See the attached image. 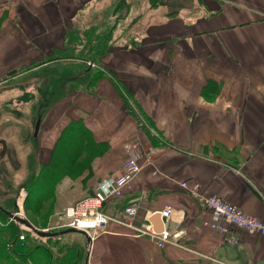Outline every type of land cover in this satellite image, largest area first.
<instances>
[{"label": "crops", "instance_id": "crops-1", "mask_svg": "<svg viewBox=\"0 0 264 264\" xmlns=\"http://www.w3.org/2000/svg\"><path fill=\"white\" fill-rule=\"evenodd\" d=\"M105 27L110 47L92 73L55 68L53 49L74 43L67 30ZM32 63L30 72L5 79ZM11 116L25 127L40 117L41 163L68 124L87 128L83 143L97 151L80 173L89 177L87 193L98 179L120 173L140 142L139 172L103 211L116 215L135 202L134 227L142 228L171 205L174 214H159L156 230L181 229L183 246H158L110 220L93 230L88 264H264V234L213 230L205 223L211 210L180 185L198 182L201 196L264 215V0H0V126ZM6 143L21 158V139L0 130V160ZM11 170L10 184L0 177V193L21 175ZM4 199L0 206L10 210L14 198L9 205Z\"/></svg>", "mask_w": 264, "mask_h": 264}, {"label": "rangeland", "instance_id": "rangeland-1", "mask_svg": "<svg viewBox=\"0 0 264 264\" xmlns=\"http://www.w3.org/2000/svg\"><path fill=\"white\" fill-rule=\"evenodd\" d=\"M78 2V0H77ZM78 4V3H77ZM124 5H121L123 7ZM109 29V27H105L100 31V33L104 37V33ZM86 31L84 30L80 35L77 33H74L72 31L67 30L65 33V36L67 38H71L74 40V43L70 46L63 45L62 49L55 48L52 51L53 56V64L56 65L55 68H62L63 73L68 74L69 72L73 71L74 69H83L79 70L85 75H89V73H92V70L97 67V63H100V58L103 57L104 54H106V51L109 49V39L107 41L103 42L104 44V51L101 55L95 56L91 58L90 56H93L95 53L91 49L93 48V45L96 42L93 40V37L90 39L86 37ZM94 32L91 31V35ZM97 34V32H96ZM94 35V34H93ZM92 35V36H93ZM68 43V42H66ZM81 43L82 45H76ZM101 44V43H100ZM84 45V46H83ZM97 54V53H96ZM64 57H74V60L78 62V65L72 64V59L70 58H64ZM68 59V60H65ZM95 59V60H94ZM89 62H96L95 66L92 67ZM58 63H60L58 65ZM35 64H28L25 67H22L20 69L12 68L8 73L5 79L14 80V76H21L24 75L26 72H30L32 69L31 67ZM90 67V69H88ZM15 76V77H16ZM8 82V81H7ZM11 122V124H9ZM18 123V124H17ZM19 122L15 121L14 118L11 116L8 119H6L5 123H2L0 126V130L5 131L7 134V137L12 138H20L22 142V153L21 158L18 157V154L16 153V157H14L15 153V144L14 143H6V158L0 160V170L2 171L4 184L8 185L11 182L12 174H10L13 170L12 167L15 166L19 169H21V177L16 181V185L13 187L11 191L6 193L5 191H2L0 194V197L4 196V200L7 203V205L11 204L12 199L16 202L17 196L19 195V192L23 189L24 195L21 198L22 202V208H23V215H19L20 217L30 219L31 221L35 222L37 225H47L46 227H42L45 231H57L60 230L61 227H58L59 222L64 217V208L76 203L77 201L83 199L85 196L92 194V192H85V189H87V181L89 179L88 176L84 177L81 176L80 173L83 171L84 167H86L89 163L93 161V158L96 154V148H93V145L88 142H78L77 140H71V137L69 138V142H64L63 144L60 143L57 145V149L54 151L53 157L56 155L58 156L61 151H64L65 155H67V158H69L70 161L73 160V162L69 164L68 167V160H66L67 163V172L66 175H63L61 172L56 173L57 171L54 170V166L57 165L56 160H50L47 162L49 163L51 168L52 174H49V167L44 170V172H41L39 174V169L42 168V166L46 165V163H41L35 156V149H36V139L37 137H34L33 134V127H31V124H28L27 127H25L24 123L20 124ZM75 129V128H74ZM76 134V133H75ZM73 135V134H72ZM71 135V136H72ZM138 140H135V146H140V142ZM87 154V159H81L80 156H84ZM20 158V159H19ZM54 159V158H52ZM53 163V164H52ZM87 163V164H86ZM86 164V165H85ZM11 166L9 169H6ZM48 165V166H49ZM43 169V168H42ZM0 171V172H1ZM156 171V170H155ZM8 172V174H7ZM5 173V174H4ZM110 175V174H109ZM108 176V175H107ZM106 176V177H107ZM38 177V178H37ZM29 178H32L34 180H37L29 186V189L24 187L25 181H27ZM101 179H98L97 182H99ZM80 182H82L80 184ZM1 183V181H0ZM30 183V182H29ZM93 186V187H94ZM39 187L41 190H39ZM94 190V188H93ZM44 193V194H41ZM121 194V191L119 192V196ZM41 195H44L41 197ZM41 197V198H40ZM37 198V203H35V199ZM138 206V205H137ZM104 208V207H103ZM14 209V206L10 208L12 211ZM103 210V209H102ZM138 213L136 214V217L132 220V225L129 227H134V220H136ZM29 220V221H30ZM7 223H13L15 224L21 231H23L20 240H23V245L28 246L31 244L32 240L34 241V244H46L48 248L52 247V259L48 262V264H83L84 259L86 258V255L88 253L87 247H86V239L84 236H82L79 233L75 232H68L61 235H54L49 236L47 240L44 241V239H40V235L33 233L30 231L29 227L25 223H19L16 222L14 219H10V217L6 214L4 217L0 218V253L5 254L9 260V264H21L22 262L18 260L17 258L14 260L12 257L8 255V249L10 246H12L11 242L7 238L5 234V227ZM44 225V226H45ZM98 227H93V230ZM63 229V228H62ZM92 229V228H90ZM92 232V230H91ZM29 241V243L27 242ZM38 243H37V242ZM42 241V242H41ZM20 247H23L22 245H19ZM30 246V245H29ZM28 246V247H29ZM21 251H25V249H21ZM44 251V250H43ZM7 253V254H6ZM3 256V258L5 257ZM46 254L42 252H33L32 259L33 264H43V259ZM65 257H69L68 262H64L63 259ZM0 260L2 261V258L0 257ZM63 261V262H62ZM88 261V260H87ZM24 262L27 264V259L24 260ZM29 263V262H28ZM87 264V262H86Z\"/></svg>", "mask_w": 264, "mask_h": 264}, {"label": "built area", "instance_id": "built-area-1", "mask_svg": "<svg viewBox=\"0 0 264 264\" xmlns=\"http://www.w3.org/2000/svg\"><path fill=\"white\" fill-rule=\"evenodd\" d=\"M88 64L92 67L95 66V62H89ZM136 147L137 146H135V144L130 146L128 155L121 163L120 173L110 174L107 177H104L95 184L92 194L87 195L76 203L64 208V217L59 222L58 227H76L75 222L77 223L79 219L87 217H92L99 221L97 226L104 225L110 220L121 222L127 226L132 225V220L138 213L137 203L132 202L120 210L116 215L106 213L102 209L105 203L110 198L118 195L122 188L128 185L131 179L139 172L141 166L137 158L138 156L136 150H134ZM180 185L187 189L192 196L200 197L203 200V203L211 210L210 220L205 223L213 230L225 236L226 233L233 235L231 230L235 228H244L249 232L264 234V215L261 217L249 215L237 205L216 195L201 196L198 192V182H193L189 185L186 180H181ZM12 212L13 214L19 216V210L16 206ZM159 212L163 217L168 218L172 216L175 211L171 205H165L161 210H159ZM10 219L12 218L10 217ZM136 229L138 232H144L152 237L158 246H162L165 242L183 246L177 240L178 236L182 233L181 229L175 231L162 229L158 231L155 230L149 222H147L144 227ZM22 232L23 231L20 230L18 234L19 238H22ZM39 237L41 240L44 239L45 241V237ZM230 241L233 242L234 239Z\"/></svg>", "mask_w": 264, "mask_h": 264}, {"label": "trees", "instance_id": "trees-1", "mask_svg": "<svg viewBox=\"0 0 264 264\" xmlns=\"http://www.w3.org/2000/svg\"><path fill=\"white\" fill-rule=\"evenodd\" d=\"M91 31L94 32L92 29H88V30H86V33L85 34H86V37L87 38H88V36H89L90 39L93 37V40L96 41V42H94L95 44L93 45V48H91L94 51V53H95L93 56H90L91 58H93L96 55L97 56L101 55V53L104 54L103 53V51H104V44H103V42L107 41V39L111 36V32L108 29L104 33V37H103V35L100 32H98L97 34L94 32L93 33L94 35L92 34L93 35L92 36L91 35ZM88 135L89 134H88L87 128L84 127L82 125V123H80V122H72V123L68 124L61 131L59 137L57 138V140H56V142H55V144L53 146V150H52V154H51V158H50V162H51V160H56V163H57V165L54 166V170L53 171H57L56 173H60L61 172L63 175H66V172H67V163H68V167H69L70 162L71 163L73 162V160L70 161L69 158H67V155H65L64 151H61L62 153H60L58 156L55 155L53 157L54 151L57 149V145H59L60 143L63 144L64 142H69V138L70 137H71V140L72 139L73 140H77L78 142H81L82 143L84 141L85 137L87 138ZM52 158H54V159H52ZM66 160H68L69 162L66 163ZM49 163H46L45 166L43 165L42 166L43 169L42 168L39 169V171H38L39 174L41 172H44V170L46 168H48V167H49V170H48L49 171V174H52L51 169H53V168H51L52 167V166H50L51 163H50V165H49ZM37 178H36V180H37ZM36 180H34L32 178H29L27 181H25L24 187L27 188V189H29V186H31L32 184H34V182ZM39 190H41L40 187H39ZM41 194H44V193H41ZM44 195H41V197L44 196ZM36 200H37V198L35 199V203H37ZM5 215H6L5 213H3L2 211H0V218L1 217H4ZM30 222L32 224H34L35 226L40 227V228L47 226L45 224L39 226L35 222H33L31 220H30ZM4 229H5V234H6L7 238L9 239V241L12 244V246H10V248L8 249V255L10 257H12L14 260L17 258L18 260H20L22 262L21 264H26L24 262V260L27 259V264H33L34 262H33V259H32V254H33L34 251H35V253L36 252H42V253H45L46 254L45 256H43L44 257L43 264H48V262L52 259L53 254H52V250H50V249H52V247L48 248L46 246V244H41V243L40 244H36V243L34 244V241H32V240H29V241H31V244H29L30 246L28 245L29 247L23 245L24 241L23 240H20L19 237H18V234H19L20 230L13 223H7V225H6V227ZM61 229L62 228H60V230ZM47 239L48 238H46V240ZM29 241H27V242L29 243ZM19 245H22L23 247H20ZM21 249H25V251L23 252V251H21ZM0 255H2V253H0ZM4 255L5 254H3V256ZM3 256H0L2 258V261L0 260V264H9L10 258L8 260V258H7L6 255H5L4 258H3ZM68 259H69V257H65L63 259V261L64 262H68Z\"/></svg>", "mask_w": 264, "mask_h": 264}, {"label": "water", "instance_id": "water-1", "mask_svg": "<svg viewBox=\"0 0 264 264\" xmlns=\"http://www.w3.org/2000/svg\"><path fill=\"white\" fill-rule=\"evenodd\" d=\"M39 124H40V117H37L35 122H34V126H33V134L32 135L34 137L37 135V132L39 129ZM14 206H16V203H14ZM0 211L7 214L9 217L14 219L16 222L25 223L31 231H33L34 233H36L40 236L49 237V236H54V235H61V234L68 233V232H81L85 236L86 247H87V250L89 252V245H90L91 238H90L89 234L84 229H78L76 227L70 226V227H65L61 230L54 231V232L43 231L42 229H39L34 224H32L27 218L19 217V216L13 214V212L11 210L4 209L0 206ZM159 214H160L159 211H155L152 213V215L150 217V220H152V227L155 230L157 227H159V223H157ZM155 221H156V223H155ZM163 225L166 226V221L163 223ZM226 235H229V233H226ZM87 255H88V253H87ZM87 255H86V258L84 259L83 264H86V262H87V258H88Z\"/></svg>", "mask_w": 264, "mask_h": 264}, {"label": "bare ground", "instance_id": "bare-ground-1", "mask_svg": "<svg viewBox=\"0 0 264 264\" xmlns=\"http://www.w3.org/2000/svg\"><path fill=\"white\" fill-rule=\"evenodd\" d=\"M24 190L22 189L20 192H19V195L17 196V201H16V207L18 208L19 210V213L18 215H23V208H22V202H21V198L23 197L24 195ZM70 206V205H69ZM15 207V206H14ZM99 223V221H97L96 219L92 218V217H87V218H83V219H79L77 221V223L75 222V226L76 228L78 229H84L90 236L91 240L93 239V227H100V226H97ZM92 228V229H90ZM92 230V232H91ZM75 233H79L81 234L82 236H84L83 233L81 232H75ZM85 237V236H84ZM90 244H91V241H90ZM89 261V260H88ZM88 261H87V264H88Z\"/></svg>", "mask_w": 264, "mask_h": 264}, {"label": "flooded vegetation", "instance_id": "flooded-vegetation-1", "mask_svg": "<svg viewBox=\"0 0 264 264\" xmlns=\"http://www.w3.org/2000/svg\"><path fill=\"white\" fill-rule=\"evenodd\" d=\"M39 229H42V228L39 227ZM36 242H37V241H36ZM37 243H38V242H37Z\"/></svg>", "mask_w": 264, "mask_h": 264}]
</instances>
